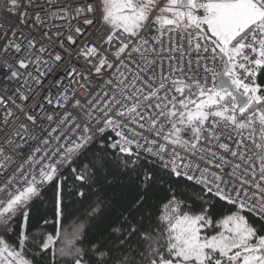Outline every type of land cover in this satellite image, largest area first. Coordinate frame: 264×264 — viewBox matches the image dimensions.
Wrapping results in <instances>:
<instances>
[{"label": "snow or ice", "instance_id": "1", "mask_svg": "<svg viewBox=\"0 0 264 264\" xmlns=\"http://www.w3.org/2000/svg\"><path fill=\"white\" fill-rule=\"evenodd\" d=\"M39 3L0 21V264H264V0Z\"/></svg>", "mask_w": 264, "mask_h": 264}, {"label": "built area", "instance_id": "2", "mask_svg": "<svg viewBox=\"0 0 264 264\" xmlns=\"http://www.w3.org/2000/svg\"><path fill=\"white\" fill-rule=\"evenodd\" d=\"M64 0H51V3L53 4H60V3H63ZM4 4V0H0V21H4V22H11L12 21V17L9 16L7 14V11L5 9V7L3 6ZM32 7H46L45 3H44V0H40V3L39 4H36V5H32ZM21 11H24L25 9L24 8H21L20 9ZM32 15V18L35 19V14L34 13H31ZM41 16H43V13H41ZM60 21L56 20H52L51 17H48V20H47V23L45 24V30H48V29H53L55 27H59L60 26ZM74 26V25H73ZM68 29V25L67 23L64 24V27H63V35L66 37L69 33V31L67 30ZM28 30H31L33 31L38 37L42 35V33L40 32V30L38 28H34L33 27V24L32 23H28L27 25V29L25 30V34H27V31ZM45 47H49V55H53L55 53H53L51 51V45H44ZM77 47H79V44L77 45ZM65 48L70 51V52H74L75 50L70 48L67 43H65ZM57 51H60L59 49H57ZM62 55H64V59H65V64H67L68 68L71 69L72 67H77V69L79 71H83V68L81 67L82 65L85 64V61L84 60H76V57L75 55H73L71 57V59H69V57L64 54L63 52H61ZM73 61H75V63H73ZM51 63V62H49ZM64 68V65H61V69ZM29 71L32 73V75H35V70L34 69H29ZM61 75H62V72H61ZM85 75H87V73H85ZM54 79V77H48V79H46L43 84H44V88L47 89L48 86L52 83V80ZM25 81L24 80H21L20 83L18 85H14L13 89L11 91H9L8 89H0V94H6V95H9V96H12L13 99H16V97L13 95V92H14V89L16 87H20L22 88V90L24 91V94L27 95V90L23 88V85H24ZM67 81H65V85H67ZM84 83H87V81H84ZM56 89L53 88L52 89V92H55ZM78 92H82L83 90L82 89H78L77 90ZM70 94V93H69ZM48 96V95H51L50 92H42L40 88H35V91L33 92L32 94V97L31 99L27 102V104H24L23 102L17 100V103L20 104L22 107H25V110H27V108L29 106H31L40 96ZM37 111H39V109H37ZM114 134V133H113ZM0 139H2V137H0Z\"/></svg>", "mask_w": 264, "mask_h": 264}, {"label": "trees", "instance_id": "3", "mask_svg": "<svg viewBox=\"0 0 264 264\" xmlns=\"http://www.w3.org/2000/svg\"><path fill=\"white\" fill-rule=\"evenodd\" d=\"M111 135L114 136L113 133H111ZM183 186H181L182 188ZM183 200V207H182V211L183 212H190V214H198L199 213V208L196 206V204L192 201V200H189V199H185V198H181ZM161 209H162V205H161ZM225 214H227V210L224 209L223 210ZM219 217H217L216 220L213 221V224H216V222L218 221ZM75 221V217L74 216H70L68 219H66L64 221V227L71 231L72 229V225ZM76 223H80L79 221H75ZM3 239L5 240V242H7L9 245H15L16 243V233L15 232H12V233H9L7 235H4L3 236ZM59 246V245H58Z\"/></svg>", "mask_w": 264, "mask_h": 264}, {"label": "rangeland", "instance_id": "4", "mask_svg": "<svg viewBox=\"0 0 264 264\" xmlns=\"http://www.w3.org/2000/svg\"><path fill=\"white\" fill-rule=\"evenodd\" d=\"M218 231H219V228H218V221H217L216 224H212L211 227H209L204 232H202V235L212 236V235H215L216 232Z\"/></svg>", "mask_w": 264, "mask_h": 264}]
</instances>
